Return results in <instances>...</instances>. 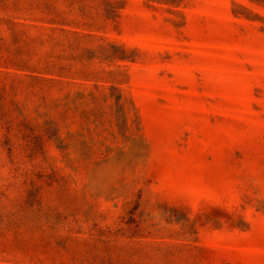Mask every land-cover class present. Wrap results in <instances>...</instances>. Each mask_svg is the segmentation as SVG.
Listing matches in <instances>:
<instances>
[{
  "label": "rangeland",
  "instance_id": "obj_1",
  "mask_svg": "<svg viewBox=\"0 0 264 264\" xmlns=\"http://www.w3.org/2000/svg\"><path fill=\"white\" fill-rule=\"evenodd\" d=\"M0 264H264V0H0Z\"/></svg>",
  "mask_w": 264,
  "mask_h": 264
}]
</instances>
